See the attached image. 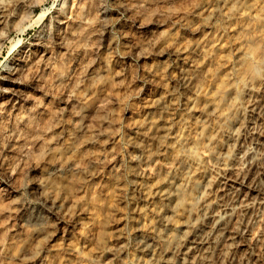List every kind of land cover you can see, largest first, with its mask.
I'll use <instances>...</instances> for the list:
<instances>
[{
  "label": "clouds",
  "instance_id": "obj_1",
  "mask_svg": "<svg viewBox=\"0 0 264 264\" xmlns=\"http://www.w3.org/2000/svg\"><path fill=\"white\" fill-rule=\"evenodd\" d=\"M0 81V264H264V0H0Z\"/></svg>",
  "mask_w": 264,
  "mask_h": 264
},
{
  "label": "rangeland",
  "instance_id": "obj_2",
  "mask_svg": "<svg viewBox=\"0 0 264 264\" xmlns=\"http://www.w3.org/2000/svg\"><path fill=\"white\" fill-rule=\"evenodd\" d=\"M38 52L37 50H34V53ZM28 54L24 53L23 51L21 52L20 55V59L18 61V63L20 64H26V56ZM153 63H155V61H153ZM0 87H10V88H16L18 86L13 85L11 83V81H0ZM157 94V93H163V89L161 87H159V85H149L147 90L143 93L144 97H145V101L146 99L150 98L152 95ZM17 97H14L11 93H3L0 92V103H5L8 101H12V104L9 105V110L11 111L12 106L15 105V101H16Z\"/></svg>",
  "mask_w": 264,
  "mask_h": 264
},
{
  "label": "bare ground",
  "instance_id": "obj_3",
  "mask_svg": "<svg viewBox=\"0 0 264 264\" xmlns=\"http://www.w3.org/2000/svg\"><path fill=\"white\" fill-rule=\"evenodd\" d=\"M160 94H162V93H160ZM155 98H157V96H156V94L154 93V95H152V96H151L150 98H148V99H155ZM148 99H146V101H147ZM145 107H147L146 104H145Z\"/></svg>",
  "mask_w": 264,
  "mask_h": 264
}]
</instances>
